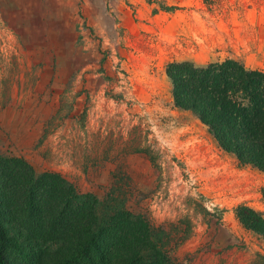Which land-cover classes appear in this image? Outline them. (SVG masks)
I'll return each instance as SVG.
<instances>
[{
    "label": "rangeland",
    "instance_id": "374dc122",
    "mask_svg": "<svg viewBox=\"0 0 264 264\" xmlns=\"http://www.w3.org/2000/svg\"><path fill=\"white\" fill-rule=\"evenodd\" d=\"M225 59L264 72V0H0V183L26 169L53 200L88 195L100 205L76 217L104 209L109 234L140 215L173 264H264L236 214L264 213V172L177 107L166 75Z\"/></svg>",
    "mask_w": 264,
    "mask_h": 264
},
{
    "label": "trees",
    "instance_id": "16d2710c",
    "mask_svg": "<svg viewBox=\"0 0 264 264\" xmlns=\"http://www.w3.org/2000/svg\"><path fill=\"white\" fill-rule=\"evenodd\" d=\"M166 75L177 107L192 111L241 165L264 172L263 71L225 59L205 66L170 63ZM9 172L0 166V176ZM19 173L27 178L17 188L9 180L0 183V264H173L164 246H149V234L160 240L157 234L163 233L153 232L142 216L124 209L123 229L109 234L103 229L116 221L97 213L104 209L76 217L79 207L100 205L96 200L70 189L63 190L67 197L53 200L39 179L28 177L26 169ZM236 214L244 228L264 240V213L241 206Z\"/></svg>",
    "mask_w": 264,
    "mask_h": 264
}]
</instances>
